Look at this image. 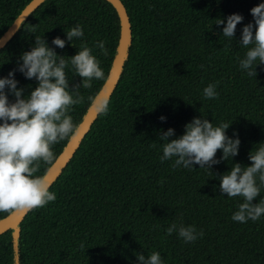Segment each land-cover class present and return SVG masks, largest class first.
<instances>
[{"label":"trees","instance_id":"obj_1","mask_svg":"<svg viewBox=\"0 0 264 264\" xmlns=\"http://www.w3.org/2000/svg\"><path fill=\"white\" fill-rule=\"evenodd\" d=\"M31 1L0 0V36ZM122 1L132 44L121 77L107 112L99 113L51 185L56 200L30 210L21 222L20 264H136L134 253L153 251L161 253L164 264H264V215L255 222H234L231 216L242 198L221 195L216 177L232 163L250 166L249 152L264 142V65L249 77L238 63L246 51L238 44L242 27L254 23L250 9L264 0ZM233 13L244 19L229 41L222 37L223 25L214 23ZM78 21L105 79L80 88L84 99L70 112L77 124L91 104L89 97L105 83L119 44L120 18L109 1L45 0L0 50V76L16 67L35 36H43L67 59L82 41L74 40V46L66 42L63 49L51 41L66 39L65 31ZM99 40L105 42L107 56L94 47ZM66 74L70 87L82 79L72 71ZM15 78L25 95L36 87L35 79L19 72ZM209 83L217 85L215 99L202 96ZM193 117L229 123L227 135L237 132L241 140L239 154L211 170L161 162V130L171 127L182 135ZM68 140L52 147L54 160L41 163L35 175L46 173ZM221 155L217 150L216 158ZM9 213L0 212V219ZM173 223L194 225L204 235L186 244L176 232L167 234ZM0 264H15L12 230L0 235Z\"/></svg>","mask_w":264,"mask_h":264},{"label":"clouds","instance_id":"obj_2","mask_svg":"<svg viewBox=\"0 0 264 264\" xmlns=\"http://www.w3.org/2000/svg\"><path fill=\"white\" fill-rule=\"evenodd\" d=\"M250 13L254 23L249 22L242 27L238 44L246 51L238 63L241 71L252 77L257 75L256 68L264 65V2L252 7ZM243 19L241 14L233 13L216 19L214 24L223 25L222 37L233 41L237 25ZM65 33L66 39L56 36L51 44L63 49L66 42H72L74 46V40H81L75 55L65 59L49 46L43 36H35L34 45L20 54L16 67L6 76H0V212L43 208L56 200V193L49 190L47 177L35 174L41 163L47 165L54 160L52 147L79 130L70 112L84 99L80 88H91L94 80L105 79L101 61L93 54V48L83 42L84 28L80 22ZM94 47L107 56L103 40L95 42ZM68 71L82 78L79 84L70 87ZM17 72L25 79L37 82L27 95L23 87H18ZM216 87L215 83L204 87L203 98H217ZM10 96L14 99L10 100ZM89 100L99 111L107 112L106 100L99 104L93 97ZM159 119L165 122L167 117L161 115ZM229 126L226 122L215 124L207 118L193 117L184 125L182 135L176 136L175 129L171 127L161 130L159 140L163 143L159 159L161 162L172 160L174 168L195 169L194 165H199V169L206 170H211L221 161H232L239 154L241 140L237 132L227 135ZM217 150L222 152L219 158H216ZM248 159L250 166L232 163L229 171L216 176L221 195L242 198L231 216L234 222L239 223L255 222L264 215V196H261L264 189V142L254 146ZM257 197L258 202L253 203ZM166 232L168 235L176 232L186 244L204 235L194 225L185 226L183 223L171 224ZM80 248L84 249L83 243ZM134 255L136 264H164L159 251L147 256L138 252Z\"/></svg>","mask_w":264,"mask_h":264},{"label":"water","instance_id":"obj_3","mask_svg":"<svg viewBox=\"0 0 264 264\" xmlns=\"http://www.w3.org/2000/svg\"><path fill=\"white\" fill-rule=\"evenodd\" d=\"M44 1L45 0H32L29 4L26 5V7L14 20L11 26L2 34V36H0V50L5 47L7 42L16 35L19 27L23 24L26 18ZM107 1H109L118 12L121 23V35L107 79L99 92L94 97V99L96 100V104H99L102 100H106L108 103V101L110 100L111 95L114 92L121 77L123 67L129 56V50L132 44V27L125 4L122 0ZM100 112L101 111L97 109L96 105H93L92 103L90 104L87 111L83 115L82 120L78 124L79 130L74 136H71L69 138L61 153L44 174L50 183V187L56 181L59 175H61L63 169L72 159L76 150L79 148L86 134L90 131L92 124L94 123ZM29 211L30 210L26 209L15 210L0 219V235L8 230H12L13 232L15 264H20L19 244L21 222L29 213Z\"/></svg>","mask_w":264,"mask_h":264}]
</instances>
